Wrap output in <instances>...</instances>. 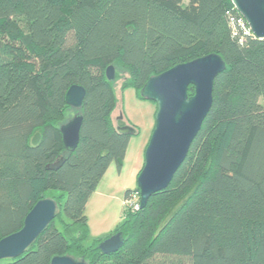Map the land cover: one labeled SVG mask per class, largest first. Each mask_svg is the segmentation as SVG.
<instances>
[{"label": "trees", "instance_id": "obj_1", "mask_svg": "<svg viewBox=\"0 0 264 264\" xmlns=\"http://www.w3.org/2000/svg\"><path fill=\"white\" fill-rule=\"evenodd\" d=\"M209 54L225 69L171 183L86 246V203L112 162L121 169L130 137L112 125L116 77L108 81L106 68L124 69L120 90L142 99L150 77ZM72 85L86 92L80 141L49 169L65 154L59 127ZM46 191L55 192L56 217L0 264L62 255L86 264H264V39L230 0H0V240ZM131 193L138 188L124 201ZM116 233L122 246L102 254L98 244Z\"/></svg>", "mask_w": 264, "mask_h": 264}, {"label": "water", "instance_id": "obj_2", "mask_svg": "<svg viewBox=\"0 0 264 264\" xmlns=\"http://www.w3.org/2000/svg\"><path fill=\"white\" fill-rule=\"evenodd\" d=\"M230 1L251 33L260 40L264 39V0ZM224 69L222 58L217 54H209L150 77L141 88L140 97L157 106L154 128L144 151L142 169L137 176L141 209L146 206L152 194L169 186L186 158L190 145L212 106L214 79ZM105 76L108 81L115 79L112 65L106 68ZM189 86L194 88L192 96H188ZM85 94V89L79 85L70 86L65 94L66 105L76 112L59 127L65 154L49 169H58L79 144L83 122L80 110ZM116 131L124 135L135 133L134 128L128 125L118 126ZM39 139L40 135L35 134L32 145H36ZM57 213L58 207L53 199L43 198L37 201L25 216L22 228L0 240V260L21 256L54 220ZM122 244V235L116 233L101 241L97 249L102 254L109 255L116 252ZM50 264L86 263L62 255L53 257Z\"/></svg>", "mask_w": 264, "mask_h": 264}, {"label": "rangeland", "instance_id": "obj_3", "mask_svg": "<svg viewBox=\"0 0 264 264\" xmlns=\"http://www.w3.org/2000/svg\"><path fill=\"white\" fill-rule=\"evenodd\" d=\"M113 88L117 103L111 114L114 127L121 123L127 124L136 130L130 135L125 159L119 170L112 162L101 178L97 187L90 195L85 215L88 219V237L84 244L87 246L95 238H104L111 235L122 221L127 210L124 194L127 190L137 187V176L144 162V151L149 142L155 123L156 104L138 98L133 88L121 91L123 81L128 77L127 72L115 66ZM75 114L73 109L67 110L64 122ZM121 117L119 120L118 118ZM54 191H46L44 198H51Z\"/></svg>", "mask_w": 264, "mask_h": 264}, {"label": "built area", "instance_id": "obj_4", "mask_svg": "<svg viewBox=\"0 0 264 264\" xmlns=\"http://www.w3.org/2000/svg\"><path fill=\"white\" fill-rule=\"evenodd\" d=\"M140 198L137 193H131V195L125 200V205L128 210L136 211L140 209Z\"/></svg>", "mask_w": 264, "mask_h": 264}, {"label": "flooded vegetation", "instance_id": "obj_5", "mask_svg": "<svg viewBox=\"0 0 264 264\" xmlns=\"http://www.w3.org/2000/svg\"><path fill=\"white\" fill-rule=\"evenodd\" d=\"M118 120H119V118H118ZM123 126V125H122Z\"/></svg>", "mask_w": 264, "mask_h": 264}]
</instances>
